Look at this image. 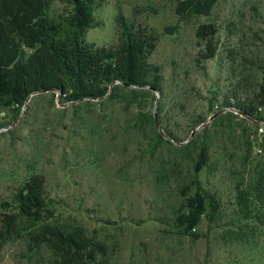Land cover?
I'll return each mask as SVG.
<instances>
[{"label": "rangeland", "instance_id": "rangeland-1", "mask_svg": "<svg viewBox=\"0 0 264 264\" xmlns=\"http://www.w3.org/2000/svg\"><path fill=\"white\" fill-rule=\"evenodd\" d=\"M92 1L84 43L117 48L122 21L146 29L156 39L149 72L162 93L121 91L81 103L42 93L1 106L0 227L22 185L42 176L45 222L83 227L105 246L103 264H264V224L244 220L236 199L264 162L246 139L258 128L226 107L237 87L256 93L263 83L264 0H218L207 15L186 20L172 0ZM75 10L58 1L51 12L70 19ZM207 25L216 30L217 54L203 62L196 33ZM155 115L162 124L154 128L146 117ZM202 154L198 179L221 208L182 234L176 218L192 204L195 190L186 189ZM52 263L46 248L0 239V264Z\"/></svg>", "mask_w": 264, "mask_h": 264}, {"label": "trees", "instance_id": "trees-1", "mask_svg": "<svg viewBox=\"0 0 264 264\" xmlns=\"http://www.w3.org/2000/svg\"><path fill=\"white\" fill-rule=\"evenodd\" d=\"M62 1L73 5L75 16L56 17L52 8ZM176 13L186 20L207 15L218 0H172ZM92 0H0V107L10 102H23L36 94L60 95L66 103L91 102L102 98L114 99L121 91L141 92L155 90L162 93L158 77L151 76L148 60L156 39L146 29L133 30L123 23L120 42L115 49H99L82 40L87 27L89 5ZM214 26H201L197 39L205 44L200 61L216 57L217 45L210 41ZM263 83L256 93H247L242 87L232 93L226 107L234 109L245 119L258 125L260 112L264 113ZM247 97H243L246 96ZM157 126L155 116L146 117ZM244 119V120H245ZM145 123V121H143ZM159 125L162 121L158 120ZM155 128V127H154ZM257 133V132H256ZM192 135V134H191ZM157 136L171 145L161 134ZM169 138L171 134H166ZM250 133L247 143L253 146ZM264 156V136L262 139ZM195 142V141H194ZM204 154L194 162L193 178L187 192L195 190L187 213L176 218L182 234H192L203 217L218 215L221 204L201 187L198 169L205 162ZM237 206L244 220L264 224V162L249 186L237 189ZM48 210L46 181L42 176L28 179L14 198L13 211L4 215L0 239H22L30 250L46 248L53 257L52 264H103L107 257L105 246L89 236L81 226H58L45 222Z\"/></svg>", "mask_w": 264, "mask_h": 264}, {"label": "built area", "instance_id": "built-area-1", "mask_svg": "<svg viewBox=\"0 0 264 264\" xmlns=\"http://www.w3.org/2000/svg\"><path fill=\"white\" fill-rule=\"evenodd\" d=\"M263 136H264V124H260L259 127H258V130H257V133L256 135H253L251 137V141L256 144L257 146V152L259 154H262V149H261V145H262V139H263Z\"/></svg>", "mask_w": 264, "mask_h": 264}, {"label": "water", "instance_id": "water-1", "mask_svg": "<svg viewBox=\"0 0 264 264\" xmlns=\"http://www.w3.org/2000/svg\"><path fill=\"white\" fill-rule=\"evenodd\" d=\"M155 121H156V125H157V127H159V123H158V119H157V116L155 115ZM195 135V131L192 133V136H194Z\"/></svg>", "mask_w": 264, "mask_h": 264}]
</instances>
